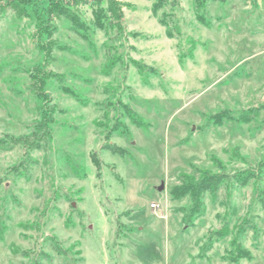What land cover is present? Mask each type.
<instances>
[{
    "label": "rangeland",
    "instance_id": "374dc122",
    "mask_svg": "<svg viewBox=\"0 0 264 264\" xmlns=\"http://www.w3.org/2000/svg\"><path fill=\"white\" fill-rule=\"evenodd\" d=\"M119 1L121 24L79 4L51 38L39 9L0 10V137H44L0 151V264H264V171L198 210L171 194L264 161V0L204 23L178 0L173 37L154 0Z\"/></svg>",
    "mask_w": 264,
    "mask_h": 264
},
{
    "label": "trees",
    "instance_id": "16d2710c",
    "mask_svg": "<svg viewBox=\"0 0 264 264\" xmlns=\"http://www.w3.org/2000/svg\"><path fill=\"white\" fill-rule=\"evenodd\" d=\"M104 1L107 2V12L109 13L110 18L115 21V24H121L124 17V4L119 0H50L49 4L40 6L39 8L38 3L34 0H0V10L4 12L6 9H12L17 17L23 18L31 17L33 14L37 13L39 9L42 11V15L45 17L46 21L40 20L38 27L40 28L43 37L51 38L53 36V32L51 30L53 27L51 26V22H53L54 19H66L78 25L80 19L79 12L76 10V7L79 6V4L92 5L97 8L99 5L101 7ZM177 1L178 0H154L152 5L153 14L158 18L159 23L165 27L169 37H173V33L169 23L165 20V14L162 16H159L158 14L165 7L172 8L177 4ZM210 1L224 3L228 0H193L196 15L199 20L203 21V23L206 22L204 19L205 10ZM32 89L37 94L41 95V92L36 84L32 85ZM44 136H46L45 133ZM43 138L44 137L38 138L37 140H31L6 135L4 137H0V151L10 150L17 144H24L28 151L41 149ZM108 149L114 150L110 146ZM263 171L264 161L258 168L246 169L236 175H229L226 173H210L205 171L196 182H188L177 186L175 189H172L171 194L174 198L179 200L189 195L194 203V206L198 210V205L201 204V199L205 193L215 194L221 184L231 178L239 185H247L251 180L258 178L259 174Z\"/></svg>",
    "mask_w": 264,
    "mask_h": 264
},
{
    "label": "water",
    "instance_id": "95a60500",
    "mask_svg": "<svg viewBox=\"0 0 264 264\" xmlns=\"http://www.w3.org/2000/svg\"><path fill=\"white\" fill-rule=\"evenodd\" d=\"M159 189L162 190V189H163V185H161V186L159 187Z\"/></svg>",
    "mask_w": 264,
    "mask_h": 264
},
{
    "label": "built area",
    "instance_id": "2783aa9c",
    "mask_svg": "<svg viewBox=\"0 0 264 264\" xmlns=\"http://www.w3.org/2000/svg\"><path fill=\"white\" fill-rule=\"evenodd\" d=\"M155 205H156V204H154V203H153V204H151V206H152V207H155Z\"/></svg>",
    "mask_w": 264,
    "mask_h": 264
},
{
    "label": "crops",
    "instance_id": "0c3cea01",
    "mask_svg": "<svg viewBox=\"0 0 264 264\" xmlns=\"http://www.w3.org/2000/svg\"><path fill=\"white\" fill-rule=\"evenodd\" d=\"M157 264H161V262L160 263H157Z\"/></svg>",
    "mask_w": 264,
    "mask_h": 264
}]
</instances>
